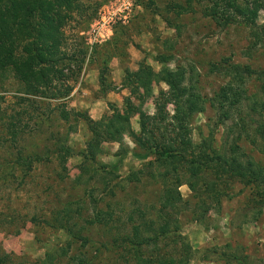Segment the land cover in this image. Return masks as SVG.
Wrapping results in <instances>:
<instances>
[{"label":"rangeland","instance_id":"obj_1","mask_svg":"<svg viewBox=\"0 0 264 264\" xmlns=\"http://www.w3.org/2000/svg\"><path fill=\"white\" fill-rule=\"evenodd\" d=\"M213 2L77 0L62 27L63 51L73 61L60 65L63 77L48 92L57 93L56 99L26 95L13 72H0V258L8 255L7 264H135L125 242L134 226H141L142 236L152 235L145 225L155 222L159 228L161 210L172 215L167 224L176 231L155 248H143L142 257L166 256L177 264H264L258 188L219 180L215 189L224 194L215 198L205 188L215 180L212 173V179L198 181L196 192L182 172L181 200L174 210H165V185L147 173L141 182L130 180L150 161L136 157L135 152L144 153L130 137L122 150L118 143L104 142L96 160L86 159L92 134L84 117L97 121L111 115L109 104L124 111L130 92L120 85L127 71L141 63L160 71L163 64L156 59L164 56L202 105L191 120L192 141H209L229 158L237 152L264 166V94L258 77L245 78L248 96L259 99L258 111L252 113L246 101L229 119L217 95L230 77L214 70L230 64L264 71V48H252L256 38L242 23L219 26L207 16ZM109 15L121 20L102 23ZM263 23L264 11L257 20L258 26ZM103 68L107 85L117 87L114 93L101 91ZM167 90L164 83L154 86L144 106L148 114L155 113L160 92ZM167 111L174 115L175 106L168 104ZM65 113L71 115L68 121ZM62 145L72 150L65 171ZM174 175L168 174L176 191Z\"/></svg>","mask_w":264,"mask_h":264},{"label":"trees","instance_id":"obj_2","mask_svg":"<svg viewBox=\"0 0 264 264\" xmlns=\"http://www.w3.org/2000/svg\"><path fill=\"white\" fill-rule=\"evenodd\" d=\"M75 7H78L77 0H0V72H13L15 79L23 85L26 95L51 99L58 97L57 93L50 96L48 92H52L54 81L63 77L60 65L73 61V56L70 57L63 51L62 27ZM262 11L264 0H214L206 15L219 26L242 23L256 38L252 48L261 44L264 48V23L260 26L257 24ZM156 61L163 64L160 71H155L146 63H141L136 71H127L122 88L129 89L130 96L124 100V111L114 104H109L111 115L97 121L88 116L84 117L92 134L87 144L86 159L96 160L103 152L101 144L104 142L118 143L122 150L123 141L127 136L133 139L138 151L144 153L135 152L136 157L142 162L150 159L147 163H142V168L133 173L130 180L141 182L142 176L148 174L152 177L151 180L165 185L162 198L165 210H174L181 200L178 188L182 182V172L189 177L190 180L186 184L192 191L197 192L199 180L207 181L215 176V180L211 181L212 183L209 181L210 184L205 187L207 194L220 198L224 193L215 189L217 182L236 181L246 187L258 188L260 202L264 204V191H260L264 189V166L245 160L237 152L229 158L227 153L212 148L211 143L206 140L195 144L189 137L190 124L193 116L200 112L201 102L188 92L182 74L167 67L168 58L160 56ZM214 70L230 77L217 95L218 107L223 116L232 118L235 112L239 111L238 107L241 108L246 101L251 104L252 113L258 111L259 99L253 100L254 96H248L245 78L257 76L261 84L260 92L264 94V71L230 64L224 67L216 65ZM106 73V68L100 72L102 93L116 91L115 85H107ZM162 83L167 85L168 90L160 92L155 113L148 114L144 110L146 101L154 86ZM134 101L139 104L136 105ZM168 104L175 106L174 115H169ZM70 116L65 113L63 118L68 121ZM135 116L139 117V133L133 129L131 123ZM61 152V166L65 171L66 157L71 155L72 150L62 145ZM148 166L156 171L146 172L144 168L147 169ZM211 173L213 176L209 177ZM168 174H175L176 191L172 188L173 183H169L171 181ZM158 215L159 228L155 226V222L145 225L152 235L144 237L141 226H134L133 234L125 242L126 250L133 256L135 264H177L175 259H166V256L150 259L140 255L143 248H155L160 238H169L170 233L176 231L168 228L167 221H172L173 218L168 211L161 210ZM163 220L166 222L163 223ZM68 232L72 237L75 235L72 229ZM7 258L9 256L6 254L2 256L0 264H7ZM78 264H84V261Z\"/></svg>","mask_w":264,"mask_h":264},{"label":"built area","instance_id":"obj_3","mask_svg":"<svg viewBox=\"0 0 264 264\" xmlns=\"http://www.w3.org/2000/svg\"><path fill=\"white\" fill-rule=\"evenodd\" d=\"M123 17H124L123 18L124 22H126L128 17L127 16H123ZM116 18L117 16H114V15H109L107 19L104 16L105 20H103L102 23L110 25L111 23H115V20H121L120 18L119 19H116Z\"/></svg>","mask_w":264,"mask_h":264},{"label":"crops","instance_id":"obj_4","mask_svg":"<svg viewBox=\"0 0 264 264\" xmlns=\"http://www.w3.org/2000/svg\"><path fill=\"white\" fill-rule=\"evenodd\" d=\"M122 82V81H121ZM120 82V83H121ZM120 87L122 88V85H120ZM122 89H124V90H127V91H129L130 92V90L129 89H127V88H122ZM115 91H112V92H109V93H114ZM138 118V121H136V124L139 126V117L138 116H135L134 118H132V120H131V123H132V127H133V129L136 131V132H138V130L140 129V126H139V129L138 130H136L135 129V127H134V122H133V120L134 119H137ZM102 119V118H101ZM120 145V144H119Z\"/></svg>","mask_w":264,"mask_h":264}]
</instances>
